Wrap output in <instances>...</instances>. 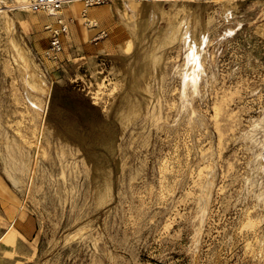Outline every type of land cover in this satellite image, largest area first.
Instances as JSON below:
<instances>
[{
    "label": "rangeland",
    "instance_id": "obj_1",
    "mask_svg": "<svg viewBox=\"0 0 264 264\" xmlns=\"http://www.w3.org/2000/svg\"><path fill=\"white\" fill-rule=\"evenodd\" d=\"M14 3L0 264H264V0H82L53 57Z\"/></svg>",
    "mask_w": 264,
    "mask_h": 264
},
{
    "label": "bare ground",
    "instance_id": "obj_2",
    "mask_svg": "<svg viewBox=\"0 0 264 264\" xmlns=\"http://www.w3.org/2000/svg\"><path fill=\"white\" fill-rule=\"evenodd\" d=\"M14 1H15L14 5L13 6H9V7H17V9H19L21 11H26V12L32 13L31 9L29 8L31 3H32V0H14ZM71 8L77 9V11L79 13L80 12L82 14L85 13V3H82V0H68L66 5L61 10H59L58 12L60 14L63 11V9H71ZM72 11H73V9H72ZM72 11H71V13H72ZM58 12H54V11H51V10L40 11L38 13H35V14H38L37 17H35V18L32 17L33 18L32 22H34V24H36L38 26H41L42 24H44L45 26L50 25V24H52V23H54L56 21V15H58ZM74 15H75V11H74ZM90 23L91 24H95L94 21H91ZM184 36L187 39L190 40V29H188V28L185 29ZM170 37H175L174 32L171 33ZM194 47L195 46L190 48V50H189V52H188V54L186 56V61H187L188 64H190V68L185 73L182 74V90L183 91H185L187 89V87H189L192 91H196L198 79H199L200 73L202 71L201 70V65L198 63L197 52L195 51ZM17 55H18V58H20L21 61H23L24 63L25 62L28 63L27 60H26L25 51H23L21 48L17 50ZM154 62H156V60ZM24 63H23V65H24ZM21 67L19 68V70L21 69ZM22 68H24V67H22ZM148 68H149V66L144 65L143 66L144 72L142 74H146V72L148 71L147 70ZM20 73L22 74V72H20ZM143 78H144V76H142V79ZM31 80H33V79H31ZM40 84H41V86H45L42 81L40 82ZM33 86H34V84H33ZM41 86H39V87L41 88ZM42 89H43V87H42Z\"/></svg>",
    "mask_w": 264,
    "mask_h": 264
},
{
    "label": "built area",
    "instance_id": "obj_3",
    "mask_svg": "<svg viewBox=\"0 0 264 264\" xmlns=\"http://www.w3.org/2000/svg\"><path fill=\"white\" fill-rule=\"evenodd\" d=\"M68 0H32L30 9L32 13H38L40 11L51 10L58 12L67 3ZM71 19L63 20L60 15H56L55 26H48L50 32L49 50L48 55L50 57L55 56L61 51L60 36L67 31V23L71 22Z\"/></svg>",
    "mask_w": 264,
    "mask_h": 264
},
{
    "label": "crops",
    "instance_id": "obj_4",
    "mask_svg": "<svg viewBox=\"0 0 264 264\" xmlns=\"http://www.w3.org/2000/svg\"><path fill=\"white\" fill-rule=\"evenodd\" d=\"M61 14V13H60ZM59 12H58V15H60Z\"/></svg>",
    "mask_w": 264,
    "mask_h": 264
}]
</instances>
